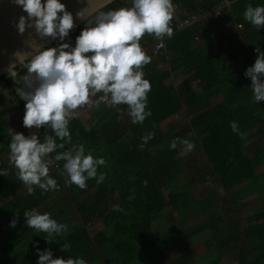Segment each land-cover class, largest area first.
Masks as SVG:
<instances>
[{"label": "trees", "instance_id": "1", "mask_svg": "<svg viewBox=\"0 0 264 264\" xmlns=\"http://www.w3.org/2000/svg\"><path fill=\"white\" fill-rule=\"evenodd\" d=\"M129 4L130 0H116L109 7ZM173 4V35L163 38L168 55L151 56L143 69L152 86V115L143 124H133L121 105L119 111L108 106L91 112L88 119L78 111L70 119L72 143H82L86 152L106 160L98 167V175L105 174L100 184L89 179L84 190L65 186L58 174L60 161L51 165L50 175L63 187V196L38 187L32 194L24 193L26 186L8 162V145L9 121L23 117L25 102L18 97L9 100L4 91L15 97L16 85L8 75L0 78V170L8 171L0 175V264H37V248L50 249L53 258H83L87 264H264V172H259L264 165V102H253L251 80L245 76L255 62V48L264 51V28H254L243 17L248 4L264 6V0ZM217 9L223 18H204ZM186 21L191 23L184 25ZM83 27L70 32L64 42L75 46ZM156 41L145 35L141 46L145 50ZM172 79L180 80L177 88ZM199 80L201 89L192 90ZM218 97L222 100L212 104ZM183 112L187 124L177 129L164 126ZM233 121L238 132L230 126ZM45 131L36 133L43 139ZM147 133L154 138L141 147ZM176 137L189 140L194 149L187 151L181 144L170 148ZM184 154L195 157L191 161L198 165L196 177H187ZM255 195L259 206L239 218V208ZM167 196L175 204V216L168 215ZM59 203L64 209H57ZM33 208L57 221L75 213L81 225L73 232L67 227L49 244L47 234L25 224L23 212ZM14 218L18 222L13 228ZM96 222L103 228L93 236L90 229ZM165 222L164 231L153 236ZM63 243L70 244L67 252L61 251Z\"/></svg>", "mask_w": 264, "mask_h": 264}, {"label": "clouds", "instance_id": "2", "mask_svg": "<svg viewBox=\"0 0 264 264\" xmlns=\"http://www.w3.org/2000/svg\"><path fill=\"white\" fill-rule=\"evenodd\" d=\"M26 16H20L14 26L20 35L33 29L25 41L26 49L17 50L6 68L8 77L16 85L15 97L4 95L9 100L24 101L23 127L45 129L43 139L38 133L24 135L11 133L8 162L15 169L17 178L27 187L29 194L38 187L42 192L58 191L56 179L50 175V166L63 161L58 174L65 186H77L84 190L89 179L97 184L105 180L98 167L104 166L103 157H94L82 143L73 144L69 129L70 119L78 110L101 104L120 110L124 105L133 124H143L152 115L146 111L151 83L145 78L144 67L151 63L141 46L145 35L162 40L173 35L170 26L175 13L173 0H130L127 7L111 8L112 0H81L82 7L76 19L84 27L75 39V46L64 42L74 29L73 14L60 0H13ZM244 20L254 28H264V6L248 4ZM237 28L243 25H237ZM51 38L58 46L45 47ZM255 62L245 71L251 80L253 102H264V51L256 47ZM95 98V99H94ZM233 132H238L235 121L230 122ZM243 137V133H239ZM154 138L153 133L142 137L141 147ZM57 140L61 141L57 143ZM71 147L66 150L59 151ZM181 144L191 151L195 145L187 139L176 137L170 148ZM55 153L53 156L52 154ZM0 175L7 176L6 169ZM19 212L16 216L19 217ZM27 227L47 234L46 241L55 242L67 225L53 219L50 213L36 209L23 212ZM17 219L10 222L15 227ZM70 248L63 243L61 251ZM37 264H87L83 258H53L50 249L37 248Z\"/></svg>", "mask_w": 264, "mask_h": 264}, {"label": "rangeland", "instance_id": "3", "mask_svg": "<svg viewBox=\"0 0 264 264\" xmlns=\"http://www.w3.org/2000/svg\"><path fill=\"white\" fill-rule=\"evenodd\" d=\"M228 27V24L225 25L223 27V30H226ZM194 88H199L198 84L193 85ZM215 102V101H214ZM89 108V110H92L94 108V106H88L83 108L80 111V114L83 116H87V112L89 111L87 110ZM263 109V108H262ZM261 108L258 109V111H260ZM257 112V110H255L253 112V114H255ZM85 119V118H84ZM87 119V118H86ZM23 117H17L14 119H10V130L11 132L15 131V132H19V133H23L24 135H29L30 131L29 129L23 127V123H22ZM185 124H187V118L184 114H179L178 116H176L175 118H173L172 120L164 123V126L168 125L172 128H180L182 126H184ZM191 136V135H190ZM186 157L183 158V167L185 169V173L187 174V177L190 179V177L195 176L196 177V173L199 174L198 172V168H197V164L194 161H191L193 158H195L193 155H191V157L187 156V154H184ZM189 155V154H188ZM186 160V162H185ZM50 170H51V166H50ZM259 172H264V165L259 169ZM200 176V175H199ZM24 193L28 192L27 188L25 190H23ZM217 192V190H216ZM57 195L59 196H63L64 194V189L62 186H59V190L56 191ZM167 201L169 203V213L168 215H173L175 216L177 213V209L175 207V204L173 202V200H171L170 196H167ZM258 202H259V196L256 195L250 199H248L246 202H244V205L239 208V218H244V216L253 213V210L258 207ZM61 208L64 209V206L59 203L57 204V209L60 210ZM59 223H64L67 225V227H70V232L75 231L77 228L80 227L81 223L80 221L76 218L75 213H69V215H67L66 217L59 219L58 220ZM167 222H165L164 224L157 226V228L154 229L153 231V236L157 237L159 234H161L164 231V228L166 226ZM169 224V223H168ZM103 228V225L101 222H96L90 229L91 235H96L98 232H100ZM203 248H199V252H203ZM226 262V261H225Z\"/></svg>", "mask_w": 264, "mask_h": 264}, {"label": "water", "instance_id": "4", "mask_svg": "<svg viewBox=\"0 0 264 264\" xmlns=\"http://www.w3.org/2000/svg\"><path fill=\"white\" fill-rule=\"evenodd\" d=\"M115 1L112 0V3ZM60 2L64 3L67 10L73 14L76 25L73 30L84 24L83 21L76 19V12L83 6L81 0H60ZM22 15L26 16L27 14L21 7L15 5L13 0H0V78L7 75L6 68L12 60V54L17 50L26 49L25 41L29 33H34L33 29H26L24 35L18 33V29L14 25L18 23L19 17ZM57 41L49 38L45 42V47H49Z\"/></svg>", "mask_w": 264, "mask_h": 264}, {"label": "built area", "instance_id": "5", "mask_svg": "<svg viewBox=\"0 0 264 264\" xmlns=\"http://www.w3.org/2000/svg\"><path fill=\"white\" fill-rule=\"evenodd\" d=\"M203 16H204V18H207V19L212 18V17L213 18H219V17L223 18L224 14L220 11V9H217V10L211 11L210 14L206 13ZM196 19H197L196 17H193V21H195ZM190 23H191V21H186L184 25H188ZM145 52L148 55L156 57V58L168 55L167 51H166L165 40L162 39V40H158V41L154 42L153 44H151L149 47H147L145 49ZM82 109H80V110H82ZM36 131H37L36 129H31V132L29 135L36 133Z\"/></svg>", "mask_w": 264, "mask_h": 264}, {"label": "crops", "instance_id": "6", "mask_svg": "<svg viewBox=\"0 0 264 264\" xmlns=\"http://www.w3.org/2000/svg\"><path fill=\"white\" fill-rule=\"evenodd\" d=\"M171 81H172V83L175 84L176 88L180 85V80H174V79H172ZM195 84H198V87H199V88H197V89L194 88L193 85H195ZM193 85L191 86V89L194 90V91H199V90L201 89L202 85H203V82H202L201 80H199V81L194 82ZM94 99H95V98H94ZM221 100H222V97H218V98H216V99H214V100L212 101V104H216V103L220 102ZM214 101H215V102H214ZM107 107H108L107 105H105V104H101L100 107H99V109H97L95 106H94V108H93L92 110H89V108H88L87 110H89V111H86V112L88 113L87 116H83V114H82V116H83V118H85V119L87 118V119H88V118L90 117V113H91V112L96 113V112H98V111H100V110H106ZM148 108H149V107H148V103H147L146 111L148 110ZM183 114L185 115L184 112H183ZM185 116H186V115H185ZM186 118H187V117H186ZM30 132H31V131H30ZM29 134H30V133H29ZM26 188H27V187H26ZM26 188H25V189H26ZM25 189H24V190H25ZM255 196H256V195H255ZM253 197H254V196H253ZM250 198H252V197H250ZM250 198H249V199H250ZM247 200H248V199H247ZM247 200H246V201H247ZM246 201H245V202H246Z\"/></svg>", "mask_w": 264, "mask_h": 264}]
</instances>
